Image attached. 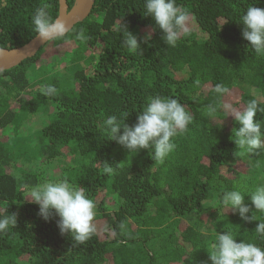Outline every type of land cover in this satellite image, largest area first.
I'll return each instance as SVG.
<instances>
[{
  "label": "trees",
  "instance_id": "1",
  "mask_svg": "<svg viewBox=\"0 0 264 264\" xmlns=\"http://www.w3.org/2000/svg\"><path fill=\"white\" fill-rule=\"evenodd\" d=\"M176 2L190 20L175 47L153 31L144 0H95L92 14L67 35L0 73V131L19 126L21 115L48 117L34 152L24 151L38 160L33 169L18 167L19 155L0 138V218L16 216L0 231V264H212L216 233L224 231L264 247L256 222L221 204L226 189L247 195L264 184V148H237L234 118L222 107L208 110L222 103L243 110L252 99L264 107V55L249 48L240 24L246 8L264 9V0ZM44 3L58 18L60 0H0V48L22 47L38 35L31 18ZM81 29L86 41L75 39ZM128 32L140 43L135 52L125 45ZM217 83L230 88L222 100L213 91ZM46 85L56 93L45 95ZM157 95L178 99L193 117L163 161L152 149L130 152L104 127L112 115L135 125ZM256 119L264 125V113ZM58 180L84 188L96 204V232L83 244L61 235L58 217L45 221L25 200L26 186ZM245 203L251 216L247 196Z\"/></svg>",
  "mask_w": 264,
  "mask_h": 264
},
{
  "label": "clouds",
  "instance_id": "2",
  "mask_svg": "<svg viewBox=\"0 0 264 264\" xmlns=\"http://www.w3.org/2000/svg\"><path fill=\"white\" fill-rule=\"evenodd\" d=\"M48 8L49 5L44 3L31 18L34 31L42 41L62 38L69 31L62 20L54 19L49 14ZM144 8V15L151 17L155 23L153 31H162L161 39L165 45L175 47L181 35L189 31L190 13L178 6L176 0H144ZM240 24L243 26L242 38L249 42V48L257 55H264V9L250 4L240 17ZM75 39H88L84 29L75 34ZM144 39L150 40L151 35L145 34ZM125 45L132 52L140 48L137 37L130 32L125 39ZM42 91L45 95H54L56 88L46 85ZM213 91L222 100L230 93V88L217 83ZM218 107H222L238 125L233 130V141L237 148L247 152L264 148V125L256 119L258 112L264 113V107L256 99L248 101L243 110L231 103H222L219 106L211 104L208 105V110L215 113ZM192 120L191 113L178 99L157 95L149 98L146 107L138 114L135 125L129 126L125 120L112 115L106 118L104 127L111 133L112 140L130 152L152 149L154 159L163 161L175 150L174 138L188 131ZM104 171L110 173L113 169L105 163ZM26 188L25 200L38 205V215L41 218L48 221L54 216L58 217L57 227L61 235L67 234L77 243L83 244L96 232V204L86 195L84 188L76 187L68 180L46 181ZM246 196L254 206L255 211L251 216L247 215L252 209L245 203ZM221 204L225 210L238 213L245 222L255 221L254 232L264 239V220L255 215L264 214V184L247 195L239 190L226 189L222 192ZM15 224V215L0 218V231ZM209 258L212 264H264V247L244 240L237 242L231 231L218 232Z\"/></svg>",
  "mask_w": 264,
  "mask_h": 264
},
{
  "label": "water",
  "instance_id": "3",
  "mask_svg": "<svg viewBox=\"0 0 264 264\" xmlns=\"http://www.w3.org/2000/svg\"><path fill=\"white\" fill-rule=\"evenodd\" d=\"M94 6L95 0H74L70 8L68 0H60L58 19L62 20L69 29L65 35L77 24L85 21L92 14ZM51 41L53 40L42 41L37 35L22 47L10 50L0 48V73L16 68L26 60L36 57L39 51Z\"/></svg>",
  "mask_w": 264,
  "mask_h": 264
},
{
  "label": "rangeland",
  "instance_id": "4",
  "mask_svg": "<svg viewBox=\"0 0 264 264\" xmlns=\"http://www.w3.org/2000/svg\"><path fill=\"white\" fill-rule=\"evenodd\" d=\"M53 51L61 53L59 49H53ZM49 59H52L51 55H49ZM42 113L43 112L36 116H31L30 114L21 115L19 118L22 122L19 126L11 125L7 127L5 131H0V138L9 141V149H11L15 155H19V159L16 161L17 166L24 168L26 171L37 167L38 164V160L34 161L31 157L25 155L24 151L30 154L34 152L38 143L37 134L48 118L45 116L46 113ZM57 169L58 168H56V170ZM208 205L209 204H206V207H208Z\"/></svg>",
  "mask_w": 264,
  "mask_h": 264
}]
</instances>
